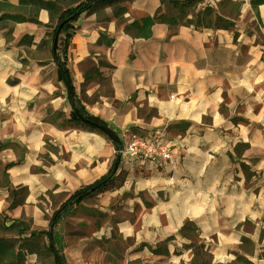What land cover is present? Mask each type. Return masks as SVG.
I'll list each match as a JSON object with an SVG mask.
<instances>
[{
    "label": "crops",
    "instance_id": "obj_1",
    "mask_svg": "<svg viewBox=\"0 0 264 264\" xmlns=\"http://www.w3.org/2000/svg\"><path fill=\"white\" fill-rule=\"evenodd\" d=\"M0 1L17 11L18 0ZM174 1L183 0H116L82 13L59 55L85 114L118 136L158 134L171 149L162 163L120 156L98 204L110 212L122 197L137 213L118 224L140 245L134 257L187 264L195 237L210 264H264V3L198 0L193 11L212 7L230 22L223 28L185 24L192 12L175 23ZM114 7L126 8L125 22L162 13L170 22L135 38L116 25ZM36 19L0 24L2 226L22 217L41 226L44 212L106 175L116 154L106 135L72 120L47 43L50 11ZM100 35L113 40L97 43Z\"/></svg>",
    "mask_w": 264,
    "mask_h": 264
},
{
    "label": "rangeland",
    "instance_id": "obj_2",
    "mask_svg": "<svg viewBox=\"0 0 264 264\" xmlns=\"http://www.w3.org/2000/svg\"><path fill=\"white\" fill-rule=\"evenodd\" d=\"M76 1L78 0H55L51 21L47 26L48 36H50L57 17H61L64 9ZM20 11L29 15H34V13L36 15L38 12L28 6L21 7ZM99 20L105 21L101 16ZM71 32L72 30L69 29L58 35L59 55L61 56H63L64 44H68L69 41L67 33ZM47 43L49 44V37ZM102 87L103 92L109 91L106 81H103ZM113 172L112 170L111 174ZM55 209L43 213L41 226L34 225L31 217H24L28 226L24 228L20 238H29L30 231L35 235L29 238L30 242L35 245L32 246L33 248L30 247L32 251L26 252V264H53V255L47 248L49 244L55 245L56 250L61 253L63 264H171L166 258L152 260L145 255L133 256L138 253L140 245H134V238L125 235L118 224L121 220H132L137 213L124 208L122 197L110 202V212H108L100 208L98 197L95 194L89 196L78 204L66 208L53 225L49 223V219ZM48 233L51 235L53 233V237L48 239ZM1 235L19 236L16 229L2 230ZM189 246L194 255L187 264H210L207 251L198 244L195 237H192ZM238 262L227 264H249L246 260Z\"/></svg>",
    "mask_w": 264,
    "mask_h": 264
},
{
    "label": "trees",
    "instance_id": "obj_3",
    "mask_svg": "<svg viewBox=\"0 0 264 264\" xmlns=\"http://www.w3.org/2000/svg\"><path fill=\"white\" fill-rule=\"evenodd\" d=\"M113 1L116 0H78L74 4L68 5L64 9V13L61 17H57L56 22L50 32L49 36V46L52 52V45H53V38L54 33L58 26H60L59 33H63L64 31H68L69 29H72L73 22L77 20V18L82 13H92L97 11L99 8H102L104 6L110 5ZM198 0H183L182 2H175L173 5L175 10V23L181 21L184 16L188 12H192L191 18H185L184 23L185 24H193L194 26H221L223 28L230 25V22L227 20H223L218 15L211 16L213 9L212 7L206 6L203 10H199L197 12H194L193 8ZM264 3V0H252V6H257L258 4ZM28 6L30 9L34 11H38L40 8H47L50 11V21L52 17V9L55 6V0H18V9L14 12H9L8 9L10 7V4L4 1H0V24L6 23L8 21L10 22H24L29 21L33 23H40L36 19V15H29L23 14L20 11L21 7ZM126 11L125 7H114L113 8V16L116 19V25L119 27L121 26L122 30L131 35L135 38H149L152 35V26L157 22H170L169 18L165 14H154V15H142L139 18L133 19L130 22H125L122 18L123 13ZM49 23L46 24L48 26ZM68 37L70 38L71 33H67ZM113 39L110 37H105L104 35H100L97 39V43H107L110 44ZM66 43L64 44V48L66 47ZM60 46V39L58 37L57 39V49H59ZM53 60L59 62L58 65V73L57 77L58 79L63 80L66 83V86L68 89V98L70 102L72 103V110H71V118L73 121L77 123H81L83 125H86L87 127L98 130L99 132L103 133L96 127H94L90 122H85L81 118L88 119L90 121H95L98 123H102L97 118L89 116L85 114L83 109L80 106H77L74 101V94H73V87L71 84L70 76L68 73L67 68L65 67V64L63 60H61L58 51L56 52V55L53 56ZM76 106V109H75ZM76 110L79 112V116L76 114ZM104 134V133H103ZM105 135V134H104ZM107 137V136H106ZM108 138V137H107ZM109 139V138H108ZM115 149L117 150L119 145H117L115 142H112ZM119 157V154L116 153L114 157V161H116ZM120 159V157H119ZM112 166L110 167L109 172L106 175H103L98 180L93 181L90 184L84 185L80 188H78L76 191H74L68 198H66L51 214L49 223H52L53 225L57 222V220L60 218L61 213L66 208L71 207L74 204H78L83 199L92 196L98 192H100L107 182L109 181L111 177L112 172ZM242 168L244 169V172L248 174L247 167L245 165H242ZM28 225L25 221V218H19L14 219L8 226H2L0 222V228L2 230H11L16 229L18 232V237H6L3 235H0V264H26L25 263V255L26 252L32 251L30 247H32L35 244H32L30 242L29 238H33L35 235L32 231L29 232L30 237H23L20 238V235L23 233L24 228H26ZM53 237V233H48V239ZM32 244V245H31ZM201 246V245H200ZM33 248V247H32ZM48 250L53 255V264H63L62 262V255L60 252H58L55 248V245L49 244ZM201 248V247H200Z\"/></svg>",
    "mask_w": 264,
    "mask_h": 264
},
{
    "label": "built area",
    "instance_id": "obj_4",
    "mask_svg": "<svg viewBox=\"0 0 264 264\" xmlns=\"http://www.w3.org/2000/svg\"><path fill=\"white\" fill-rule=\"evenodd\" d=\"M120 145L116 150L119 156H125L139 160H154L157 163L171 160L170 147L162 142L158 134L140 135L126 129L119 135Z\"/></svg>",
    "mask_w": 264,
    "mask_h": 264
},
{
    "label": "water",
    "instance_id": "obj_5",
    "mask_svg": "<svg viewBox=\"0 0 264 264\" xmlns=\"http://www.w3.org/2000/svg\"><path fill=\"white\" fill-rule=\"evenodd\" d=\"M59 30H60V26L57 27L55 33H54V38H53V45H52V52L55 55L56 53V47H57V39H58V35H59ZM76 109V107H75ZM76 114L79 116V112L76 110ZM82 120H84L85 122H90L94 127H96L97 129H99L100 131H102L112 142H115L117 145H120V139L119 136L112 130L110 129L108 126L102 124V123H98L95 121H90L88 119H84L81 118ZM118 159L114 162L113 164V168L112 170L115 171L117 166H118ZM51 227V225H50Z\"/></svg>",
    "mask_w": 264,
    "mask_h": 264
}]
</instances>
